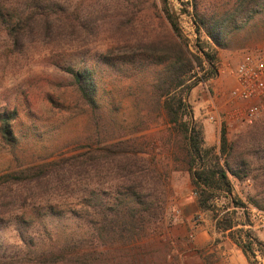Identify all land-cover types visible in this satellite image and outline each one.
Here are the masks:
<instances>
[{
	"label": "rangeland",
	"instance_id": "rangeland-1",
	"mask_svg": "<svg viewBox=\"0 0 264 264\" xmlns=\"http://www.w3.org/2000/svg\"><path fill=\"white\" fill-rule=\"evenodd\" d=\"M169 1L193 40L184 12L191 10L188 0ZM200 1L201 10L229 14L217 69L264 47V0ZM161 6L160 0H0V109L16 107L13 126L21 138L14 151L0 143V264H50L39 255L51 251L54 240L72 249L71 259L59 264H79V252L88 255V264H249L216 231L210 213L198 208L177 138L147 101L164 55L137 58L135 47L170 30L164 16L157 17ZM19 14L14 35L4 20L16 21ZM83 67L98 83V117L72 84L69 69ZM232 85L221 69L188 99L205 144L219 154L224 127L227 146L244 158V178L229 177L232 195L249 203L264 198V114L244 122L237 112L250 102L231 99ZM131 138L147 145L137 165L118 153V144ZM20 172V180L2 177ZM137 198L145 202L131 203L143 212L141 225L126 223L111 234L97 220L99 207ZM150 202L157 203L149 216ZM237 216L261 243L251 260L264 264V229L242 211Z\"/></svg>",
	"mask_w": 264,
	"mask_h": 264
},
{
	"label": "trees",
	"instance_id": "trees-1",
	"mask_svg": "<svg viewBox=\"0 0 264 264\" xmlns=\"http://www.w3.org/2000/svg\"><path fill=\"white\" fill-rule=\"evenodd\" d=\"M162 6L157 14L160 20L168 21L170 30H161L153 35L148 43L137 45V58H145L161 52L164 56L158 58L163 63V69L157 72L148 84L147 101L151 103L158 115L166 119L171 126V135L177 138V145L183 155L184 170L188 172L194 186L196 203L201 211L210 213L216 231L225 233L227 237L241 249L249 264H257L251 257H255V246L261 243L253 237L250 231L244 230L245 221L239 220L238 210L248 218L245 203L232 195L229 175L243 179L241 172L247 168L244 158L234 156V148L227 146L226 131L221 128L219 154L213 147L207 146L204 140L203 128L195 119L193 107L189 102L190 91L199 84H204L218 75L217 49L224 48L227 34L224 24L229 14L227 12L201 10L200 0H188L191 10L185 8L191 23L194 39L191 40L183 31L178 14L169 0H160ZM162 12V13H160ZM16 21L5 19L6 25L18 34L20 14ZM18 21V22H17ZM203 35L205 38H203ZM143 59V58H142ZM140 64V63H139ZM72 84L80 101L98 117L101 103L98 100V83L93 77L90 68L69 69ZM157 115V116H158ZM18 118L16 107L0 109V143L11 151L19 148L21 141L14 129V122ZM22 136V135H21ZM142 143H135L134 139H125L118 144V153L121 157L137 165L140 162L139 154L145 152ZM132 164V165H133ZM149 172V171H147ZM8 180L25 177L24 172L6 174L2 176ZM129 194V193H127ZM139 197V196H138ZM124 200V199H123ZM145 202L139 200L119 202L108 210L99 207L95 212L97 220L107 226L108 231L115 234L122 230L124 224L135 226L144 223L142 210L137 206ZM157 203V202H156ZM156 203L145 204L147 215ZM255 207L264 209V198L249 201ZM150 216V215H149ZM129 221V222H127ZM55 243V244H54ZM58 241L53 242L51 251H44L39 256L46 258L50 264H59L61 260H68V253ZM58 255L53 257V255ZM79 264H88V255L81 252L75 256ZM43 261V262H46ZM40 263V262H39Z\"/></svg>",
	"mask_w": 264,
	"mask_h": 264
},
{
	"label": "built area",
	"instance_id": "built-area-1",
	"mask_svg": "<svg viewBox=\"0 0 264 264\" xmlns=\"http://www.w3.org/2000/svg\"><path fill=\"white\" fill-rule=\"evenodd\" d=\"M221 69L226 70L233 80L230 98L250 102L237 114L244 122L252 123L264 114V47L246 50L233 66ZM221 69L217 70L218 75ZM245 209L250 221L264 229V210L249 203H245Z\"/></svg>",
	"mask_w": 264,
	"mask_h": 264
},
{
	"label": "crops",
	"instance_id": "crops-1",
	"mask_svg": "<svg viewBox=\"0 0 264 264\" xmlns=\"http://www.w3.org/2000/svg\"><path fill=\"white\" fill-rule=\"evenodd\" d=\"M232 82H233V80H232Z\"/></svg>",
	"mask_w": 264,
	"mask_h": 264
}]
</instances>
